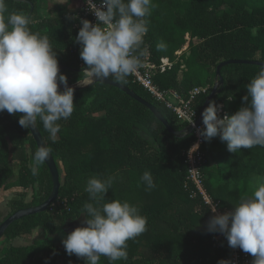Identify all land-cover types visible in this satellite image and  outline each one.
<instances>
[{
	"label": "trees",
	"instance_id": "trees-1",
	"mask_svg": "<svg viewBox=\"0 0 264 264\" xmlns=\"http://www.w3.org/2000/svg\"><path fill=\"white\" fill-rule=\"evenodd\" d=\"M47 1L6 0L10 11L27 15L34 6L30 28L48 36L57 52L59 66L63 67L61 72L72 84L83 76L80 70L86 67L85 64L80 66L81 45L75 41L82 27L81 19L77 11L69 9L68 3H58L48 14H41V6ZM153 4L151 15L146 17L148 32L141 50L145 55L149 52L155 62L162 56L176 60L171 69L155 76L161 89H174L186 99L193 88L213 83L212 74H217V67L223 61L264 62V0H153ZM160 43L166 45V50L157 49ZM188 43L190 53L182 54L177 60V52ZM262 67L254 64L223 66L224 82L213 101L223 103L229 116L234 114L242 106L246 85ZM126 79V83L117 82L153 104L173 129L186 128L171 109L131 75ZM211 91L209 88L194 100L193 106L199 113ZM74 103L72 116L58 121L61 128L55 143L37 120L47 146L52 149L51 154L57 162L61 161L65 172L59 209L55 211L50 206L45 212L12 223L1 239H33L39 228H43L44 236L30 244L4 247L0 264H85V259L75 254L66 256L54 242V236L62 235L68 221L85 218L84 214L80 215L85 203H95L84 191L92 176L114 177L106 201L122 199L133 192L142 195L141 202L129 203L137 206L147 218L146 231L128 241L126 260L110 261L101 256L99 264H229L232 254L226 237L218 238L222 233L207 230L213 216L211 209L196 192L194 184H188L186 153L195 143L196 135L172 134L146 106L121 89L102 82L75 89ZM21 115L0 112V189L11 187L13 151L20 159L18 183L26 189L32 187L34 193L30 203L11 200L10 215L43 203L53 188L46 163L38 167V175L31 173L32 158L38 147L30 129L18 123ZM217 140V149L206 156L205 187L223 207L230 208V201L235 205L242 196L251 195L256 187L254 177L264 180V147L232 153L227 144H220L222 141L217 136L205 141L203 150ZM28 146L33 156L28 154ZM145 171L151 173L154 188L148 189L141 179ZM232 183L239 189L236 197L229 191ZM193 192L197 193L194 197ZM3 220L0 216V224ZM253 259L251 256L249 264Z\"/></svg>",
	"mask_w": 264,
	"mask_h": 264
},
{
	"label": "clouds",
	"instance_id": "clouds-1",
	"mask_svg": "<svg viewBox=\"0 0 264 264\" xmlns=\"http://www.w3.org/2000/svg\"><path fill=\"white\" fill-rule=\"evenodd\" d=\"M97 22L82 19L75 41L81 45L80 57L86 65L80 86L112 78L127 82V77L142 66L141 50L148 32L146 17L155 7L153 0H87ZM31 18L24 12L10 11L6 0H0V112L22 113L18 123L37 127V120L55 143L60 120L69 119L76 107L75 88L68 86V77L60 71L57 52L48 36L33 32ZM158 50H166L160 43ZM63 85V90L60 86ZM242 106L232 115H219L221 105L209 103L202 113L204 127L200 135L205 141L219 136L229 152L264 147V67L246 85ZM230 100L232 96L228 97ZM189 123L194 124L192 119ZM199 147V144L195 145ZM51 147L42 143L33 156L31 173L50 157ZM148 189L155 183L150 172L141 177ZM256 187L251 195L222 214L208 202L213 215L207 224L209 232L225 235L231 248H240L254 259L252 264H264V180L254 177ZM114 177L92 176L84 191L95 203H85L81 209L83 224L62 241L68 255L85 259V264H99L101 256L110 261L127 259L128 241L147 228V218L128 201L105 200ZM79 215V216H80Z\"/></svg>",
	"mask_w": 264,
	"mask_h": 264
},
{
	"label": "built area",
	"instance_id": "built-area-1",
	"mask_svg": "<svg viewBox=\"0 0 264 264\" xmlns=\"http://www.w3.org/2000/svg\"><path fill=\"white\" fill-rule=\"evenodd\" d=\"M95 3L99 6V0H94ZM79 18L91 20L93 23L97 22L93 11L89 9L87 0H84V6L80 11L76 13ZM177 60L181 56V51L177 52ZM142 66L137 69V71L132 74L133 80L140 84L145 90H147L154 98L158 101L163 102L169 109H171L178 121L186 125V128L189 126H194L193 133L196 135V141L192 147L186 153V159L188 163V184H194L197 189V193H200L206 201L213 202L217 206V213L222 214L226 211L231 210L228 207H223L221 201L215 200L207 191L205 187L206 175L204 172V166L206 163L205 150H203V145L205 140L200 135V130L204 127L203 123L200 126H196V122L199 118L200 113L193 106L194 100L201 93H206L209 90V86H198L189 91L187 98L185 99L181 94H179L174 89H161L160 86L155 82V76L159 73H164L167 70L171 69L175 64L176 60L171 59L169 56H162L159 62H155L151 59L149 52L146 55L141 57ZM81 67H84V61H81ZM221 109L219 115L223 117L228 115L225 106L223 103H219ZM194 120V124L189 123L191 120ZM199 144V147L195 145ZM196 192H193L192 197L196 196ZM60 206V201L57 200L52 206L56 204ZM211 209V208H210ZM212 212V211H211ZM213 213V215L217 214ZM225 235L221 234L218 238H223ZM231 258L229 264H249L251 261L250 254L245 253L240 248H231Z\"/></svg>",
	"mask_w": 264,
	"mask_h": 264
},
{
	"label": "rangeland",
	"instance_id": "rangeland-1",
	"mask_svg": "<svg viewBox=\"0 0 264 264\" xmlns=\"http://www.w3.org/2000/svg\"><path fill=\"white\" fill-rule=\"evenodd\" d=\"M58 3H61V4L68 3L69 9L72 11H80L84 6V0H48L46 3L42 4L41 9H40L41 14H45V15L48 14V12L54 9L56 4ZM254 33H256V29H254ZM180 51H181V55L184 53L188 55L190 53V44L188 43L184 45ZM77 79L82 80L84 79V76H80ZM212 79H213V83L210 85L209 84L205 85V86H209L210 88H212V90L215 86H218V88H220L219 77L217 76V74L213 73ZM78 80L72 84L78 85ZM68 82H69V79H68ZM216 144H218V140L208 145V148L204 151L206 156L209 155L210 151L217 149L218 145ZM220 144L225 145L226 142H222V143L220 142ZM27 152L29 155L33 154V150L32 148H30V146L27 147ZM10 160H11V164H12L13 171H14V175L12 179L10 180L11 187L0 189V216L2 219H6L10 215L11 209L9 207V202L11 200L22 199L25 202L30 203L32 201L33 193H34V189L32 187L26 189V188L21 187L18 183V176H19V169H20L19 154L12 151ZM58 163H59L60 172H61V182L63 183L65 172H64L63 164L61 163V161H58ZM229 191L232 192L235 197L239 195V189L233 183L230 185ZM119 200L128 201V202H131V201L141 202L143 200V197L139 193L133 192L132 194H129L125 196V198H122ZM230 205H231L230 209H232L234 207L233 201H230ZM58 207H59L58 203L57 205L55 204L54 210L57 211L59 209ZM84 219H85L84 217H80L73 221L72 220L68 221L65 227V231L62 232V235L54 236V242L56 243V245L58 246L60 250L65 251L66 256H70V255L67 254L62 241L75 228L81 226L83 224ZM43 236H44V230L43 228H39L36 230L33 236V239H23L20 237L3 238L0 240V256L2 255V249L4 247H8L10 245L20 246V245L30 244L34 241V239H37V238L40 239ZM250 258H251V255H250Z\"/></svg>",
	"mask_w": 264,
	"mask_h": 264
},
{
	"label": "water",
	"instance_id": "water-1",
	"mask_svg": "<svg viewBox=\"0 0 264 264\" xmlns=\"http://www.w3.org/2000/svg\"><path fill=\"white\" fill-rule=\"evenodd\" d=\"M34 11V6L32 5L31 7V11L28 14V16H31L32 13ZM229 64H254V65H261L264 66V62L259 61V60H248V59H231V60H227V61H223L218 67H217V76L219 77V83L220 85L223 84L224 80L222 77V73L221 70L223 68V66L225 65H229ZM60 67V66H59ZM63 69V67H60V71ZM81 72H83L84 70H80ZM97 82H102L105 84H109L112 86H115L119 89H121L122 91H124L125 93H127L129 96H131L133 99H135L136 101L140 102L141 104H143L144 106H146L148 109H150L153 114L164 123V125L167 127V129L174 135L182 137L185 136L187 134H191L194 131V126H189L188 128H185L184 130H175L173 129V127L169 124V122L165 119V117L162 115V113L150 102H148L147 100H145L144 98H142L141 96H139L134 90H132L131 88L127 87L126 85L119 83L111 78L105 79L104 81H95L94 83ZM91 84V85H92ZM68 86L70 87H74L75 89H80V88H85L88 87L90 85H86V86H77L76 84H71L68 82ZM60 88H64L63 85L60 86ZM219 92V88L218 86H215L213 88V90L211 91V93L209 94V96L207 97L203 108L200 112L199 118L196 122V126H200L202 124V113L204 111V109L209 105V103H211L215 96L217 95V93ZM31 134L37 144V147L39 148L40 145L42 143H46L41 131L39 130L38 126L37 127H29ZM47 145V144H46ZM46 165L49 168V171L51 173L52 176V180H53V188L52 191L49 195V197L41 204L36 205V206H30V207H26V208H22L17 210L16 212L12 213L11 215H9L5 220H3V222L0 224V239L1 237L4 235L5 231L7 230V228L14 223L17 220H20L26 216L29 215H34L36 213H42L45 212L50 206H52L59 198L60 196V188L62 185L61 182V172H60V167L58 162L55 160V158L53 157L52 154H50L49 159L45 162Z\"/></svg>",
	"mask_w": 264,
	"mask_h": 264
},
{
	"label": "bare ground",
	"instance_id": "bare-ground-1",
	"mask_svg": "<svg viewBox=\"0 0 264 264\" xmlns=\"http://www.w3.org/2000/svg\"><path fill=\"white\" fill-rule=\"evenodd\" d=\"M76 85H77V84H76ZM77 86H79V84H78Z\"/></svg>",
	"mask_w": 264,
	"mask_h": 264
},
{
	"label": "crops",
	"instance_id": "crops-1",
	"mask_svg": "<svg viewBox=\"0 0 264 264\" xmlns=\"http://www.w3.org/2000/svg\"><path fill=\"white\" fill-rule=\"evenodd\" d=\"M38 239V238H37Z\"/></svg>",
	"mask_w": 264,
	"mask_h": 264
}]
</instances>
